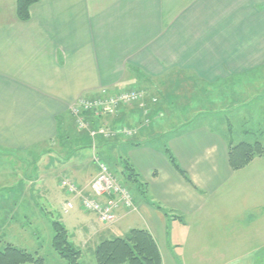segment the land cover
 Here are the masks:
<instances>
[{"label":"crops","instance_id":"1","mask_svg":"<svg viewBox=\"0 0 264 264\" xmlns=\"http://www.w3.org/2000/svg\"><path fill=\"white\" fill-rule=\"evenodd\" d=\"M15 3L0 0V248L40 255L41 233L33 228L40 165L68 168L64 178L91 195L102 146L73 129L70 108L79 97L163 89L172 100L166 111L196 97L195 110L183 113L179 104L182 113L152 115V129L137 128L133 142L134 135L106 142L102 161L110 166L111 154L127 160L145 186L113 223L80 216L74 244L60 222L68 243L84 264L83 250L93 257L100 242L144 230L161 264H254L264 215H253L247 178L264 171V155L233 171L228 146L258 142L264 149V0H39L27 21L16 19ZM212 107L219 116L205 110ZM137 108L110 126L132 131L141 124ZM21 203L38 212L20 219L14 205ZM13 219L20 239L10 233Z\"/></svg>","mask_w":264,"mask_h":264},{"label":"rangeland","instance_id":"2","mask_svg":"<svg viewBox=\"0 0 264 264\" xmlns=\"http://www.w3.org/2000/svg\"><path fill=\"white\" fill-rule=\"evenodd\" d=\"M133 88H135V87H133ZM165 93H166V91L163 92V89H162V91H159V92L157 91V93H153L150 91H144L145 97L147 99L148 98L150 99L151 97L155 98L156 103L154 105L150 106L147 110H145V112L143 110H140L137 108L142 115V119L140 120L141 124L136 126V128H138V132H140V131L143 132L145 129H146L145 132H147L148 128L152 129L153 121L155 120V119L152 120V118H151L152 115H153V118H159V116L163 117V115H165L166 112H168V113L173 112L174 114L175 113L179 114V113L185 112V113L189 114V111L193 112L195 110V108H196L195 107L196 97L194 100L187 101L186 103H183L184 99L182 100V103H180V101H181V99H180L177 101L175 107L166 111V107L164 106L165 103H167V102L169 103V101L172 102V100H169L170 94L168 92H167V94H165ZM150 95H152V96H150ZM175 95H176V97H179L178 96L179 93H175ZM187 95H188V93L186 94V96ZM194 95H196V94H194ZM223 100L229 101L227 99H223ZM204 102L211 104V102L209 100H206ZM179 104L183 106L182 112H181L182 106H181V108H177V106ZM185 104H186V106H185ZM234 105L235 104H232V106H234ZM184 106H185V108H184ZM134 107H138V106L134 105L130 108H134ZM130 108H127L126 110H128ZM214 109H216V107L215 108H213V107L212 108H206L205 110L206 111H212L211 112L212 116L213 115L219 116V114H213ZM190 115H192V114H190ZM71 118H72V116H71ZM225 118L228 119L226 116L222 115V117H219L217 119L223 120L224 123H226ZM110 120H111V118L105 119V122H104L105 127H108L111 130L117 129L116 126L115 127L110 126L111 125L109 123ZM121 123H123V121ZM72 126H73V129H75L76 133L79 134V132H82L83 134H86L85 136L88 137V139H89V136H88L86 131L78 130L75 127L73 118H72ZM121 128L122 127H120V129ZM131 128H133V126L128 125L123 129L131 130ZM116 135H118V136H116ZM116 135H115L116 137L115 136L113 137L114 140L118 139V138H124L125 140L128 139L125 137H121L122 135H119V133ZM134 137H135V135L132 138H130L132 140V142H133ZM113 138L109 137L107 139H105V138H100V139H101V141H107V140L112 141ZM97 140L93 141V140L89 139L90 142H97ZM98 142H99V140H98ZM262 142H263L262 145L264 147V139L262 140ZM106 153H107L106 148L102 147L101 149H98V151H96L95 155H96V158L101 159V160L102 159L105 160V158H106L105 154ZM91 156H92V153H91ZM109 158H110V160H108V161H109V164H111L113 166L112 167L110 165L114 171V174L116 175V177L119 178L120 181L122 180L123 182H125L123 176L121 175V170L119 169V167L116 163L118 157H114L111 154V155H109ZM64 172H65V174H64ZM68 173H69L68 168L65 169L64 167H62V165L57 164V163H52L49 165L46 164L44 167H43V165H40V169L37 172V176L39 178L38 179V181H39L38 186H36L33 189V192L36 195L35 196V198H36L35 204L38 205V208H39L38 211L39 212L37 210L32 209V207L29 208L28 203H21V205H19V204L14 205V207L16 208L15 211L17 212L16 216L20 217V219H22L23 215H26V214L32 215V214H35L36 212H38L39 213L38 215H40V217H42L39 219V216L35 214L36 216L34 217L35 220L33 223V228L35 230L38 229L39 234L41 233V236H40V240H41L40 242L41 243L39 246H41L42 248H41L39 256L44 259V264H65V262L60 260L51 248L50 237H52V231H51V227H50V222L52 220L58 221V222H64L68 226L67 230H68V234H69V238H70L69 240H71L73 243V242H75V237H74L75 232H77L78 227H81V226H79V223H78L79 217L82 216L83 214H86L85 212H83L79 209L78 202H76L74 200L71 202L72 206H73L72 210H70L68 213H64L62 211L63 205L65 204V201H67V200L70 201V199L66 198L65 190L60 187V182L64 177L68 178L67 177V176H69ZM247 179L249 181L251 180L252 181L251 183L253 184V187L251 188V195L252 196H251V199L250 198L248 199V202H250V200L252 202L250 204L253 207V210H252L253 215H264V171H263V169L252 172L251 175ZM125 186H127L131 190L133 189V186L130 185V183H126ZM15 190L16 189L14 188L13 192H15ZM23 191L21 192L22 195H24ZM36 192H38V193H36ZM257 205H258V207L256 208ZM12 208H13V205H12ZM3 213L4 212L1 211V209H0V219L3 218V216H4ZM92 215H94V214H92ZM92 215H89V218H93V222H95L97 225L98 222H96V220H94L95 218ZM262 220H263V233H264V219H262ZM17 225L18 224L15 223V221L13 219V222L11 223V226H10V228H11L10 233L15 234L18 237V239H20V235L23 233L19 231L21 229ZM78 232H80V229ZM120 236H122V235H120ZM88 248H90V246H88ZM252 248H254V247H252ZM260 250H264V246L256 249V251L254 253L256 254ZM248 259H250V258H248ZM82 260H83L84 264H89L90 262H91V264H95L93 257H92V253H90L86 249L83 250ZM237 264H241V263H237Z\"/></svg>","mask_w":264,"mask_h":264},{"label":"trees","instance_id":"3","mask_svg":"<svg viewBox=\"0 0 264 264\" xmlns=\"http://www.w3.org/2000/svg\"><path fill=\"white\" fill-rule=\"evenodd\" d=\"M38 1L39 0H16V19L19 21H27L29 19V8ZM82 134V132H79L80 137L85 139V141L87 139L89 143L90 141L88 137L85 136L86 134ZM98 140V146L104 147L109 143L101 141L100 138H98ZM163 153L170 166L186 179L167 147L163 148ZM263 155L264 149L258 142H254L253 144L240 143L236 146H228V162L233 171L241 170L254 158H259ZM118 160L117 164L121 168V175L124 181L133 186L132 190L128 189L132 194H138L141 191L140 188L144 187L145 184L140 182L139 175L127 160H123L122 158ZM108 167L116 177L113 169L109 165ZM125 182L122 183L124 186L126 184ZM50 227L52 231L51 248L58 258L64 261L65 264H81V253L68 243L67 231L64 226L60 222L52 220L50 222ZM93 257L95 264H161L158 248L150 235L144 230H131L124 238H115L113 240L100 242L94 250ZM255 257L256 260L254 264H264V250L258 251ZM0 264H44V259L34 253L16 248L10 244H5L0 248Z\"/></svg>","mask_w":264,"mask_h":264},{"label":"built area","instance_id":"4","mask_svg":"<svg viewBox=\"0 0 264 264\" xmlns=\"http://www.w3.org/2000/svg\"><path fill=\"white\" fill-rule=\"evenodd\" d=\"M154 105L155 98L147 99L144 91L138 89L119 90L107 92L101 90L95 97H80L71 106L70 115L73 118L75 127L78 130L86 131L91 140L98 138H113L116 134L125 138L135 135L137 130L121 129L111 130L105 127V119L115 118L124 109L137 105L139 109L147 110V103ZM99 123V124H98ZM123 129V130H122ZM109 141V140H107ZM95 146V142H93ZM98 165V173L91 181V196L81 195L78 188L68 179H63L60 186L66 193L77 199L79 207L85 212L96 215L102 224L114 222L117 210L129 211L133 208V194L124 186L110 171L108 166L94 157ZM72 201L63 206V212L67 213L72 209Z\"/></svg>","mask_w":264,"mask_h":264}]
</instances>
